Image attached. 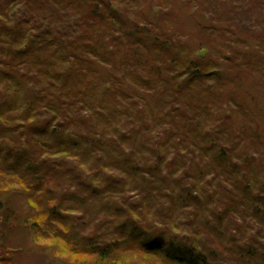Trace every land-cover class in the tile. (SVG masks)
<instances>
[{
    "label": "trees",
    "instance_id": "obj_1",
    "mask_svg": "<svg viewBox=\"0 0 264 264\" xmlns=\"http://www.w3.org/2000/svg\"><path fill=\"white\" fill-rule=\"evenodd\" d=\"M144 3L0 0V85L20 88L0 97V172L33 214L0 209L58 264H264V66L227 88L250 28L204 27L197 56Z\"/></svg>",
    "mask_w": 264,
    "mask_h": 264
},
{
    "label": "rangeland",
    "instance_id": "obj_2",
    "mask_svg": "<svg viewBox=\"0 0 264 264\" xmlns=\"http://www.w3.org/2000/svg\"><path fill=\"white\" fill-rule=\"evenodd\" d=\"M153 0H149L143 5V9L146 10L148 14L147 25L157 27L161 26L162 24L168 26L169 31L175 32V36H182L183 39L188 40L189 43L195 46V51L197 56H203V47L207 49L206 45L202 46L201 44L205 42V36L202 32L204 27L209 26H234V24L241 25L242 27L250 28L249 31L243 30L236 38L241 41V50L242 53L250 57L249 61L247 60L246 63L242 60V71H241V80L239 84L236 85H227V88L231 87V90L237 95L238 97H243L244 92L254 87V84L251 80L254 78V74L250 71L254 67L262 68L264 66V3L263 0H228V3L220 2V0H156L157 4L152 3ZM145 6V7H144ZM156 11L159 13L158 16L154 15ZM170 15V19L166 22H163V18L165 15ZM221 18H224L222 20ZM226 23V25H225ZM219 25V26H218ZM220 28V27H219ZM229 28V27H228ZM239 28V27H238ZM210 29V28H209ZM232 30V27L230 28ZM229 29V30H230ZM240 29V28H239ZM174 34V33H173ZM174 36V35H173ZM235 38V39H236ZM213 39L211 40L213 45H220L223 43L222 40L213 37L208 38ZM240 45V44H239ZM238 45V46H239ZM123 51L120 52V55H123ZM119 54V52H118ZM185 54V53H184ZM183 54V55H184ZM195 57V55H194ZM227 58L235 57L234 52H229L226 56ZM216 58L214 51L211 53V57L209 60H213ZM198 60V58H197ZM201 60V59H200ZM210 61V62H211ZM216 61V60H215ZM251 62V63H250ZM208 63V61L202 62V64ZM248 63L251 65L250 69H247ZM225 66L229 67L230 62H224ZM232 68V67H231ZM122 68H118L117 72L121 75ZM231 75L225 74V77L231 81ZM123 77V76H122ZM227 83V82H226ZM14 84V83H13ZM13 84H9L8 82H4L3 85H0V97L6 93L8 97L10 96H17L19 93V89H15L14 87L11 90L7 88ZM216 86V85H215ZM29 89V88H28ZM218 89V87H217ZM230 91V90H229ZM229 91L225 93V97L229 94ZM49 91H47V94ZM260 96L257 97L259 100L264 99V92L257 93ZM243 95V96H242ZM237 97V98H238ZM6 98V96H3ZM242 99V98H241ZM256 103V101H255ZM26 105V104H24ZM259 106V105H258ZM262 106V105H261ZM27 107L22 108V113L26 114ZM6 117L5 114L2 115ZM8 119V118H7ZM11 122V119H8ZM14 124V123H13ZM21 137L15 138L19 143L22 144L20 141ZM1 140V139H0ZM7 144L10 146V138L6 140ZM2 152H0V165L1 161L3 160V155L7 154L8 146L6 144H0V148ZM10 163L13 160H9ZM6 163V162H5ZM8 164V163H6ZM26 166L23 167L25 169ZM22 167L18 168V172H21ZM11 172V173H10ZM16 172V171H15ZM13 170L9 169L8 166L0 172V202L6 201L7 205L13 207V212L19 214L24 218H29L32 216V212L27 213L29 210L25 207L24 202L18 199L15 189H19L18 178L13 174ZM30 179V178H29ZM23 181V179H21ZM34 180V179H30ZM34 183V182H31ZM30 183V184H31ZM32 185V184H31ZM53 186V185H50ZM7 189L9 192H7ZM15 208V209H14ZM37 216V214H35ZM9 214L7 210L3 212L0 209V222L7 221H16L18 223V230L7 232L9 233L8 238H4L3 233L1 231L0 226V264H58L54 262L52 259V254L56 253L54 251L45 250L43 249V245L41 241H37L38 243L35 244L30 234L29 230L24 228L23 220L20 218H16V216L12 218H8ZM4 238V239H3ZM23 246V247H22ZM8 249H22L16 253L11 254L12 260L1 262L3 256H6L5 259H8L10 256ZM138 262L143 263L140 259L134 257L131 261H128L127 264H137Z\"/></svg>",
    "mask_w": 264,
    "mask_h": 264
},
{
    "label": "flooded vegetation",
    "instance_id": "obj_3",
    "mask_svg": "<svg viewBox=\"0 0 264 264\" xmlns=\"http://www.w3.org/2000/svg\"><path fill=\"white\" fill-rule=\"evenodd\" d=\"M229 1H230V0H229ZM220 2L228 3V0H220ZM263 3H264V0H263Z\"/></svg>",
    "mask_w": 264,
    "mask_h": 264
}]
</instances>
